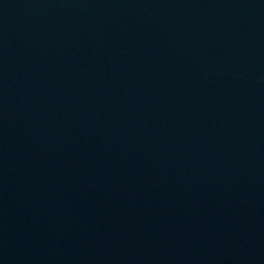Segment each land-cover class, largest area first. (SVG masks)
I'll return each instance as SVG.
<instances>
[{"label":"water","instance_id":"95a60500","mask_svg":"<svg viewBox=\"0 0 264 264\" xmlns=\"http://www.w3.org/2000/svg\"><path fill=\"white\" fill-rule=\"evenodd\" d=\"M0 264H264V0H0Z\"/></svg>","mask_w":264,"mask_h":264}]
</instances>
